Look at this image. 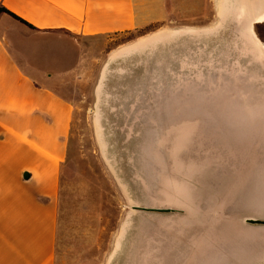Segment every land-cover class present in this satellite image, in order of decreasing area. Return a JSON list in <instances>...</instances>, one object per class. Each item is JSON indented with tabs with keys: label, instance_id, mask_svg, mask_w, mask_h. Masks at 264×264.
<instances>
[{
	"label": "rangeland",
	"instance_id": "1",
	"mask_svg": "<svg viewBox=\"0 0 264 264\" xmlns=\"http://www.w3.org/2000/svg\"><path fill=\"white\" fill-rule=\"evenodd\" d=\"M214 1L167 0L157 29L66 34L80 63L53 85L74 108L56 264H127L139 229L154 245L264 218V49Z\"/></svg>",
	"mask_w": 264,
	"mask_h": 264
},
{
	"label": "crops",
	"instance_id": "2",
	"mask_svg": "<svg viewBox=\"0 0 264 264\" xmlns=\"http://www.w3.org/2000/svg\"><path fill=\"white\" fill-rule=\"evenodd\" d=\"M214 4L220 24L228 4L236 17L240 9L235 1ZM0 7L25 23L0 14V264H56L74 108L53 85L80 63L66 34L148 31L167 23L170 11L167 0H0ZM254 35L264 45V35ZM96 95L101 100L102 90Z\"/></svg>",
	"mask_w": 264,
	"mask_h": 264
},
{
	"label": "water",
	"instance_id": "3",
	"mask_svg": "<svg viewBox=\"0 0 264 264\" xmlns=\"http://www.w3.org/2000/svg\"><path fill=\"white\" fill-rule=\"evenodd\" d=\"M246 27L250 29L248 25ZM186 109L191 110L189 107ZM185 117L188 121L191 115L187 114ZM180 119L182 118L171 123H179ZM218 133L222 132L218 131ZM222 134L227 138L233 133L226 131ZM156 211L168 213L172 210ZM262 263H264V218L259 216L243 217L234 223H224L217 229L198 230L196 234L194 231H182L178 236L165 234L161 237V242H155L154 245L148 244L146 229L142 231L139 229L136 241L129 249L127 262V264Z\"/></svg>",
	"mask_w": 264,
	"mask_h": 264
},
{
	"label": "bare ground",
	"instance_id": "4",
	"mask_svg": "<svg viewBox=\"0 0 264 264\" xmlns=\"http://www.w3.org/2000/svg\"><path fill=\"white\" fill-rule=\"evenodd\" d=\"M228 1H231V2L235 1V3H237V5L240 8L239 10H237V17H236L237 20L245 24L246 26L248 25L255 44L260 49H264V45L255 37L253 30H252L253 24L264 22V12L262 11V13H259L261 8L263 7V0H253L252 2H247L246 0H228ZM232 9H233V6L230 4L226 6L225 10L223 11L224 16L221 17L222 18L221 21L225 19V17L227 16V13L229 15L230 10ZM176 34L178 33H170V35H176ZM158 38H160V36H155L152 38L153 39L152 41L157 40ZM142 42H146V41H142ZM122 234H123V231H122ZM122 236L123 235H121V237ZM119 242L117 244V248L119 247Z\"/></svg>",
	"mask_w": 264,
	"mask_h": 264
},
{
	"label": "trees",
	"instance_id": "5",
	"mask_svg": "<svg viewBox=\"0 0 264 264\" xmlns=\"http://www.w3.org/2000/svg\"><path fill=\"white\" fill-rule=\"evenodd\" d=\"M2 13L7 14V15L13 17L14 19H16V20L24 23L23 21H21L20 19H18L17 17H15L14 15H12L11 13H9L7 10H5L3 7H0V14H2Z\"/></svg>",
	"mask_w": 264,
	"mask_h": 264
}]
</instances>
